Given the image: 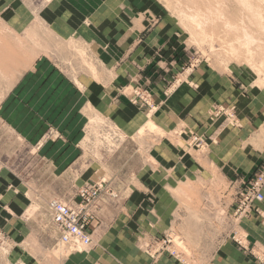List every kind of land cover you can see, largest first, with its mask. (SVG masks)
<instances>
[{
  "label": "crops",
  "instance_id": "crops-1",
  "mask_svg": "<svg viewBox=\"0 0 264 264\" xmlns=\"http://www.w3.org/2000/svg\"><path fill=\"white\" fill-rule=\"evenodd\" d=\"M136 5V0H50L38 12L40 25L48 27L56 40L83 44L96 64L97 77L79 75L77 85L61 76L56 66L34 63L19 70L15 80L0 84V227L7 235L17 236L14 244L21 246L24 234L38 232L42 226L38 216H24L27 202L32 201L26 191L30 182L11 167L13 149L19 146L18 140L33 149V171L49 172L45 184L92 183L97 178L91 172L96 166L84 158L82 148L89 108L126 138L140 136L142 129L149 130V123L159 132L145 130L142 136L152 141L133 175L120 186L116 180L110 181L118 187L116 199L122 204L111 211V205L98 208L100 218L93 224V236L99 228L96 249H121L115 237L132 229L135 235L145 230L151 234L181 233L194 218L200 219L195 222L197 232H215L204 205L211 202L210 195L195 186H208L215 173L227 179L235 177L233 170L246 169L249 149L243 142L247 135L243 130L209 123L208 108L228 99L224 86L218 88L215 77L204 82L198 68L190 78L197 88L184 83L166 95L169 68L164 72L161 67L168 58L169 37H138ZM1 68V73L9 69L8 65ZM129 89L146 90L149 104L133 103ZM48 127L55 129L54 137L46 138ZM183 129L205 135L207 152L193 153L178 144L186 138ZM76 169H81L78 178L74 177ZM32 177L33 185L42 183V177ZM187 187L192 190L185 194ZM256 207L259 213H249L238 225L247 236L246 246H253L262 262L226 239L215 247L209 264H264V199ZM100 220L103 228L97 227ZM44 226L50 233L49 225ZM136 258L141 260L139 255ZM147 260L138 264H177L164 257Z\"/></svg>",
  "mask_w": 264,
  "mask_h": 264
},
{
  "label": "rangeland",
  "instance_id": "rangeland-1",
  "mask_svg": "<svg viewBox=\"0 0 264 264\" xmlns=\"http://www.w3.org/2000/svg\"><path fill=\"white\" fill-rule=\"evenodd\" d=\"M11 1L5 0L0 3V71L4 65H8L9 68L0 72V84L15 80L19 75V70L32 66L34 63L54 68L56 66L55 69L61 76L76 82L77 85H79V75L90 74L94 78L97 77L96 64L89 58L83 44L56 40L48 27L40 25L37 18L38 12L50 0ZM177 1L136 0L138 26L141 31L138 37H169L168 58L163 59V67L160 66L164 72H167L166 68H169L166 95L184 83L193 89L197 88V84L190 80L193 69L197 68L200 69V76L204 82L212 81L215 77L218 88L224 86V95L227 96L228 101L224 99V102L214 103L208 108V118L211 120L209 123H219L217 127L221 124L226 129L243 130L247 135L243 146L247 144L249 149L248 167L253 163L249 169L247 167L243 170H233L234 178L224 179L220 173H215L212 183L208 186H195V189L204 190L202 193L210 195L211 202L206 201L204 205L210 213L209 221L215 232L211 235L197 232L195 222L198 223L200 219L194 218L189 219L188 225L181 233L170 231L169 233L151 234L145 230L135 235L136 232L132 229L130 233L115 237V240H119L121 249H96V243L100 240L98 238L99 228L93 236V224L100 218L97 212L102 206L111 205L109 208L111 211L122 204L117 201V197V199L111 198L106 193L107 189L117 193L118 187L112 186L110 181L116 180L115 182L120 186L131 177L136 167L144 160L145 150L152 141L142 136L145 130L154 134L159 132L146 128L141 130L140 136L126 138L113 123L89 108L88 121L85 126L86 136L82 148H84V158L89 163L94 162L96 166V170L91 171L96 174L94 177H97L92 183L90 180L81 186L45 184L43 179L48 177L49 172L47 170L33 171L31 159L33 149L18 140L19 146L11 153L10 165L13 169L20 171L28 184L30 182L26 186V191L32 201L27 202L24 216H38V224L42 227L38 232L20 236L23 243L21 246L14 244L17 242L16 235L11 237L0 227V264H136V260L138 264L139 261L142 263L146 259L155 261L162 257L177 264H209L211 256L215 253V247L226 239L231 240L239 250L242 248L244 252L254 255L257 262L263 259L259 257L261 254L253 252V246H246L247 236L239 228V220L235 221L231 214L240 199L239 193L243 189V181L252 176L256 167L264 164V75L263 73L258 75L253 67L250 68V63L244 60L243 55L239 58L230 56L226 51L227 45L221 43L222 37H217V39L214 37L213 42L209 43L198 37L197 33L195 35L192 25L187 24L184 18L185 11L190 12L191 8H195L196 5L200 9L203 6L207 7L209 4L206 3L213 0H190L191 4L189 0H179L176 4ZM260 1H257L255 5H259L258 7L263 10L262 13L259 9L264 18V0ZM224 4L222 8L225 15H230L227 11L230 5L226 6V4H231V2ZM231 6L233 7V4ZM205 7L201 11L205 10ZM194 8L191 13L195 11ZM217 21L221 25L222 20ZM231 38L229 35L223 39L226 41ZM262 38L259 41H264ZM259 41L253 45L254 47L252 46L256 54L254 62L257 63L264 59V42ZM257 45H261V48ZM157 58L161 61L159 55ZM134 90L129 89L131 92ZM194 130L183 129L182 133H185L186 138L178 140V144L193 153H206L208 144L200 148L191 142L193 136L201 139L205 136L199 134V130ZM55 132V129L48 127L45 131L46 138L54 137ZM4 159L6 160V157ZM255 159L258 161L253 162ZM79 170L81 169L74 170V177L78 178ZM36 174L38 178L42 177L40 182L43 184L33 185L32 176ZM57 179L60 181L59 178ZM96 183H101L104 189L100 200L97 201L99 210L96 209L94 218L88 225L92 233V242L85 248L69 249L59 242L58 235L52 226L49 203L52 200L74 199L80 187ZM188 190L192 188L187 187L186 191L183 189L185 194ZM44 225H49L50 233L47 228H43ZM101 226L103 228L100 220L97 227ZM191 230H195V233ZM168 237L171 241L167 246L169 249H174L179 258L172 256L165 247L161 248V242L169 239ZM136 255H139L141 260L137 259Z\"/></svg>",
  "mask_w": 264,
  "mask_h": 264
},
{
  "label": "built area",
  "instance_id": "built-area-1",
  "mask_svg": "<svg viewBox=\"0 0 264 264\" xmlns=\"http://www.w3.org/2000/svg\"><path fill=\"white\" fill-rule=\"evenodd\" d=\"M132 95L133 98L131 100L133 103L141 102L145 105L149 104L147 102L149 94L146 90L140 91L135 89ZM191 142L200 148H204V145H206L204 139L196 136L191 138ZM242 185L243 189L239 190L240 199L236 203L233 214H231L235 221L248 215L250 212H258L256 204L264 198V164L256 167L252 176L243 181ZM103 189L101 183L84 185L78 189L74 199L50 201L51 223L58 235L59 242L65 245V247L76 249L85 248L90 245L92 233L88 229V225L94 218L96 209L99 207L97 201L100 200ZM106 193L111 198L117 197L115 191L107 189ZM168 238L161 242V248L165 247L172 256L179 258L177 252L174 249H169L167 246L171 241V238Z\"/></svg>",
  "mask_w": 264,
  "mask_h": 264
},
{
  "label": "bare ground",
  "instance_id": "bare-ground-1",
  "mask_svg": "<svg viewBox=\"0 0 264 264\" xmlns=\"http://www.w3.org/2000/svg\"><path fill=\"white\" fill-rule=\"evenodd\" d=\"M178 1L175 3L177 4ZM253 1L254 0H213L212 2L206 3L209 4L207 7L203 6L205 7V10H203L204 12L201 11L203 7L200 9L198 5H196L195 8L192 7L195 10L193 13H191V10L193 11V9L191 8L190 10L188 7L190 12L186 13L185 11L184 18L187 20V24L192 25L191 27L192 30L194 29V34L196 35L197 33L198 37H200L202 40H207L209 41V43H211L213 42L214 37H216V39L217 37H222L221 43L227 45L226 51L229 52L230 56L239 58V56L243 55L244 60L250 63H248L249 66L251 65L250 68L253 67V70H256V73H258V75H261L262 73L264 75V59H261L260 61H258V63L254 62L256 54L253 51V45L256 44L257 41L261 40L262 37V39H264V18L263 15L261 16L260 12V10L262 9L258 7L259 5H255L256 2L260 0H256L255 2ZM228 2H231V4H233V7L231 6V4H226V6L230 5L231 8L230 6L228 9L226 8L230 15H225L222 7L223 5H225L224 3ZM180 8L183 11L182 7ZM246 17L247 21L245 22ZM217 20H222L221 25L217 23ZM253 25L255 26V28H253ZM258 32L260 35L258 34ZM220 33L223 34L220 35ZM256 33L259 36L256 35ZM229 35L232 38L225 41L223 38H227L229 37ZM259 42L264 41L262 40ZM258 46L259 48H261V45H257V47ZM148 127L149 129H155V126L151 123L148 124Z\"/></svg>",
  "mask_w": 264,
  "mask_h": 264
}]
</instances>
